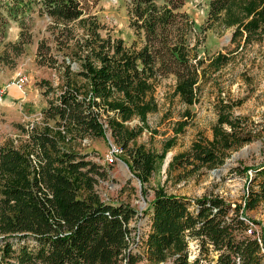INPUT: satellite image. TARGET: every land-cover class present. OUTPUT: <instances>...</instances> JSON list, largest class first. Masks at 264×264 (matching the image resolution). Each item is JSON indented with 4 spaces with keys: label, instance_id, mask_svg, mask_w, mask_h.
<instances>
[{
    "label": "trees",
    "instance_id": "trees-1",
    "mask_svg": "<svg viewBox=\"0 0 264 264\" xmlns=\"http://www.w3.org/2000/svg\"><path fill=\"white\" fill-rule=\"evenodd\" d=\"M98 1L0 0V42L8 18L21 22L19 39L8 43L15 57L21 55L30 41L25 14L33 10L87 27L85 62L77 75L88 80L91 97L79 99L76 88L66 85L41 112L82 136L105 137L109 131L114 143L126 148L135 134L106 113L117 111L123 120L137 113L145 123L146 113L155 107L148 96L152 84L169 77L184 102L196 101L203 75L202 60L190 41L196 27L183 8L187 0H130L129 27L135 38L126 46L120 38H102L94 17L86 16ZM233 1L210 0L207 25ZM64 27L56 40L67 44L74 37ZM262 32L258 24H244L234 30L231 41H248ZM49 50L39 43V64L53 60ZM39 86L45 95L50 92L46 81ZM116 95L122 97L117 106L108 102ZM14 125L28 135L34 159L19 148L0 145V264H264V242L254 237L255 231L245 233L244 220L253 221L246 212L264 201V168L256 171L242 205L233 206L217 195L189 197L157 190L144 225L134 228L133 209L105 202L96 191L97 177L105 175L99 164L85 160L86 154L66 151L47 128ZM127 151V159H121L134 173L154 169L156 158L148 151ZM193 162L221 163L222 156L196 146L176 165ZM81 187L84 196L79 195ZM190 242L195 244L193 258Z\"/></svg>",
    "mask_w": 264,
    "mask_h": 264
},
{
    "label": "rangeland",
    "instance_id": "rangeland-1",
    "mask_svg": "<svg viewBox=\"0 0 264 264\" xmlns=\"http://www.w3.org/2000/svg\"><path fill=\"white\" fill-rule=\"evenodd\" d=\"M209 2L187 0L183 7L195 23L196 31L190 41L202 60L203 75L197 82L196 101L184 102L175 80L169 77L152 84L148 96L153 98L155 107L146 113L145 123L137 113L123 120L117 111H109L106 116L116 117L127 132L135 134L122 149L114 143L109 131L105 137L82 136L45 119L42 112L39 115L41 104L57 98L66 85L75 87L81 97L91 95L88 80L77 75L85 62L87 27L76 20L64 23L39 15L36 10L28 11L26 33L30 41L21 55L15 57L8 43L19 39L21 22L8 18L0 42V145L19 148L31 159L34 149L28 135L14 124L27 129L47 128L66 151L86 154L85 160L101 166L105 175L96 176V191L105 202L122 203L133 209L130 225L134 228L144 225L146 208L157 190L189 197L217 195L233 206L242 205L256 171L264 168V32L248 41L241 38L232 42L231 37L244 24L264 27V13H261L264 0H234L218 20L207 25ZM130 6V0H99L86 16L94 17L102 38L108 35L112 39L120 38L130 46L135 38L129 27ZM64 26L74 37L67 44L56 40ZM39 43L50 48L53 58L48 60L50 64L38 63ZM20 76L24 81L19 88L16 81ZM42 80L49 84L47 95L39 86ZM9 90H15L18 96L7 99ZM121 98L116 95L108 102L117 106ZM104 119L107 118L102 119L106 127ZM111 145L121 149L113 162L108 160ZM196 146L221 153L222 162L176 165L179 157ZM137 147L156 158L149 174L134 173L123 161L127 159V149ZM85 194L81 187L79 195ZM246 214L254 221L250 228L264 242V201ZM187 249L192 250V243Z\"/></svg>",
    "mask_w": 264,
    "mask_h": 264
},
{
    "label": "built area",
    "instance_id": "built-area-1",
    "mask_svg": "<svg viewBox=\"0 0 264 264\" xmlns=\"http://www.w3.org/2000/svg\"><path fill=\"white\" fill-rule=\"evenodd\" d=\"M23 81H24V78L23 77H19L18 79H17V83H16V85L20 88L21 86H22V83H23ZM91 97V95H88V97H81L80 95H78V98L79 99H83V100H85V101H88L89 100V98ZM2 101V96H1V94H0V102ZM32 127V126H31ZM122 149V148H121ZM121 149L120 148H118V147H116V146H113V145H111L110 146V149L108 150V160L110 161V162H113V160L117 157V155H119V153L121 152ZM32 157V159H34V157L33 156H31ZM34 162V161H33ZM244 220H245V222H246V224H247V227H248V229L246 230V232L248 231V235H250V234H252V232L253 231H255V230H253V229H251L250 227L252 226V224H253V222H251L250 220H247L246 218H244ZM245 232V233H246ZM247 234V233H246ZM254 237H256L257 238V240L260 242V238H259V236L256 234V231H255V234H254ZM190 243H192V250H191V254L189 255V258H193L194 257V253H195V244L193 245V242H190ZM236 264H239V261H237L236 262Z\"/></svg>",
    "mask_w": 264,
    "mask_h": 264
},
{
    "label": "crops",
    "instance_id": "crops-1",
    "mask_svg": "<svg viewBox=\"0 0 264 264\" xmlns=\"http://www.w3.org/2000/svg\"><path fill=\"white\" fill-rule=\"evenodd\" d=\"M7 96H8L7 99H10V98H12V97H16V96H18V95H17V93L15 92V90H11V91L9 90V91L7 92ZM46 106H47V102L44 101V103L41 104V107H40V110H39V115H40L42 109L45 108ZM9 107H12V109H14V108H13V107H14L13 105H10ZM11 112H15V113L17 114L16 110H11ZM37 118H38V117H37ZM37 118H36V119H37Z\"/></svg>",
    "mask_w": 264,
    "mask_h": 264
}]
</instances>
